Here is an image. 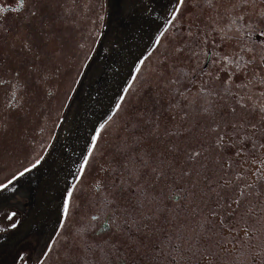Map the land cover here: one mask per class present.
Returning a JSON list of instances; mask_svg holds the SVG:
<instances>
[{
	"label": "rangeland",
	"instance_id": "obj_1",
	"mask_svg": "<svg viewBox=\"0 0 264 264\" xmlns=\"http://www.w3.org/2000/svg\"><path fill=\"white\" fill-rule=\"evenodd\" d=\"M168 3L169 0H103L105 20L100 27L103 36H98L92 59L82 65L79 79L72 81L68 102L55 129L51 130L45 151L40 154L45 160L10 185L8 190H0V264H38L42 258L41 249L54 234L53 229L59 226L58 207L66 184L77 172L90 142V134L122 94V88L131 78L129 73L133 62L143 53L149 37L156 31L158 21L155 17L164 15ZM189 12L196 15L195 10L187 8L172 31L186 30ZM219 15L225 16L223 7L219 9ZM25 24L30 25V22ZM14 35L15 32L8 33L10 37ZM21 35L23 40L29 39V31L23 30ZM178 40L183 37L178 36ZM35 41L43 44L48 38L46 40L40 33ZM45 45L49 47L48 42ZM172 45L168 37L163 38L158 51L145 61L121 108L102 130L94 155L86 167L98 172L101 168L108 169L105 173L110 177L106 182L110 183L115 177L119 183L127 176L126 170L142 167L136 163L137 159H148V153L152 159H162L161 154L167 145L178 143L181 153L169 157L174 160L176 170H166L167 179L154 185H146L144 181L138 186L125 184V191L118 194L122 198L115 209H109L121 213L120 220H113V223L135 220L136 224L133 225L131 242L117 243L116 248L104 245V238L100 236H88L86 241L77 235L80 223L90 220L91 211L76 204L77 209L69 217L75 225L68 228L64 245L67 249L59 264H112L111 261L116 264L127 256L129 243L135 245L129 255L136 261L144 255L138 245L142 240L149 241L150 258L152 255L155 258L154 252L161 254L156 264H210V259L212 264H264V115L258 109H249L251 114L237 118L227 106L231 98L216 97L213 103L222 109L223 115L209 117L201 130H193L196 139L192 147L202 150L196 173H199L200 181L206 179L207 183L201 186L196 173L182 180L180 170H188L181 163L182 150L188 141L183 136L169 138L163 135L165 131L173 130L172 116L175 114L166 111L168 100L161 92L160 62L166 53L171 54ZM0 53H3L1 48ZM256 53L259 58V47ZM246 58L251 57L246 55ZM201 59L203 67L211 64V58L201 56ZM69 66L74 72L75 65L71 63ZM256 67L259 70L261 66ZM235 82L241 81L236 79ZM219 90L223 92L222 88ZM259 92L260 87L256 86L242 90L241 95L245 100L248 95L256 100ZM32 104H26L28 115L34 107ZM7 116L14 122L8 127L4 123L8 133L5 135L0 109V155L7 156L8 151L11 152L10 159L0 161V181L3 182H6L5 176L10 179V174L15 172L13 166L16 160L19 162L22 152L31 146L32 135L28 125L23 126L22 120L17 122L21 111H10ZM157 117L162 125L159 136L151 133ZM152 166L150 164L144 171H150ZM80 185L73 195L77 201L84 192ZM138 187L146 190L137 191ZM193 191L196 196L191 194ZM174 195L180 198L175 201ZM227 201L229 214L224 211ZM184 202L196 203L197 222L182 215ZM12 212L16 215L9 221L8 214ZM169 219L173 224L165 222ZM17 220L20 221L17 228L11 229L8 225ZM183 220L184 226L181 224ZM114 225L108 237H112ZM172 226L174 230H171ZM169 231L180 234L173 239ZM86 243L99 245L104 251L101 252L99 247H85ZM204 257L208 259L203 260Z\"/></svg>",
	"mask_w": 264,
	"mask_h": 264
},
{
	"label": "snow or ice",
	"instance_id": "obj_2",
	"mask_svg": "<svg viewBox=\"0 0 264 264\" xmlns=\"http://www.w3.org/2000/svg\"><path fill=\"white\" fill-rule=\"evenodd\" d=\"M23 6L24 0H17V6L12 10L18 11ZM5 7H0V13L5 10ZM103 7L101 5V13H103ZM221 7L224 8L225 12L223 17L219 15ZM187 8L195 10L196 15L193 16L191 12L188 13L189 22L186 30L172 31L176 21L181 19ZM97 18L103 24L105 16L100 14ZM155 19L158 21L156 31L149 37L143 53L133 62L134 66L130 68L129 73L131 78L122 88V94H119L115 99L114 106L106 114V118H102V122L94 126V131L90 134V142L87 144L85 153L82 154L77 172L72 181L66 184L58 207L57 224L59 226L53 229L56 233H60L67 226L74 192L78 184L83 182L86 166L90 162V157L94 155V149L102 130L112 120L113 114L121 108L130 86L138 79L141 67L154 52L158 51L163 38L168 37L173 45L171 54L166 53L160 62L161 92L163 98L168 100L166 111L175 114L172 116L173 130L165 131L163 135L169 138L183 136L188 141L187 146L182 150L183 160L181 163L188 169L187 171L180 170L179 175L182 180L196 173V168L199 167L198 158L202 150L192 147V142L196 139L193 130H201L203 122L209 117L223 115L222 109L213 103L216 97H223L224 99L230 97L231 103L227 106L230 108L231 114L237 118L251 114L249 109L253 111L258 109L259 113L264 115V0H191V3L189 0H169L164 15L157 14ZM99 35L103 36V32ZM178 36L183 37V40H178ZM210 37L212 38L211 48L209 47ZM257 47L261 49L259 58L256 53ZM23 49L28 52L32 51L27 41L23 42ZM246 55L251 58H246ZM86 56L85 64L92 59L90 54H86ZM201 56L211 58V64L203 67L204 61ZM258 64L261 66L259 70L256 67ZM26 72L27 75L24 77H21L20 70L15 73V83L11 91L13 99L8 101V105L12 108L22 107L16 100L17 93L18 91L27 92L30 83L33 82V74H35L34 84L36 86H43L48 78V74L42 73L39 65L33 62L27 63ZM221 73L225 75L221 76ZM236 79L241 82L236 83ZM4 83L6 81L0 79V84ZM256 86L260 87L257 99L254 100L252 95H248L247 100H245L241 91ZM220 88L223 89V92L219 90ZM21 99H23L22 96ZM137 126L134 125V127ZM161 127L159 117H157L151 133L159 136ZM178 153H181L180 145L169 143L161 154L162 159H152L151 153L147 154L148 159H137L136 163L142 167L126 170L127 176L122 177L119 183H116L115 177H112L110 183L105 186L106 192L102 202L115 209L119 199L122 198L118 194L125 191V184L138 186L141 181H144L146 185H154L161 179H167L166 170H176L174 160L169 159V157ZM44 160V156H39L34 162L28 161L26 166L21 164L20 168L10 174V179L5 176L4 181L6 182L0 181V190H8L10 185L18 181L25 173L35 169ZM150 164L153 165L150 171L145 172L144 169H147ZM196 177L201 186L207 183L206 179L200 181L199 173H196ZM145 190L137 188V191L140 192ZM191 194L197 195L195 191ZM175 198L179 199L180 197L176 196ZM239 202L240 198L238 197L237 203ZM15 215L14 212L9 213V221ZM105 215L109 219L115 216L117 221L121 218L119 210L114 211L111 215L106 212ZM91 219L96 220L98 217L92 216ZM19 223L20 221L17 220L8 226L11 229H16ZM134 224H136L135 220L117 222L112 237L104 241V245L116 248L117 244L112 243L113 238H116L117 243L131 242ZM100 227L108 228L107 219ZM89 234L94 235L95 230L87 226H82L77 232L80 237H87ZM56 240L57 236L52 235L49 237V241L45 242V246L41 249L43 257L49 256L53 248L52 242ZM85 247H99L101 252L104 251V248L99 245L86 243ZM19 254L18 252L17 255ZM120 264H125L122 258Z\"/></svg>",
	"mask_w": 264,
	"mask_h": 264
},
{
	"label": "flooded vegetation",
	"instance_id": "obj_3",
	"mask_svg": "<svg viewBox=\"0 0 264 264\" xmlns=\"http://www.w3.org/2000/svg\"><path fill=\"white\" fill-rule=\"evenodd\" d=\"M102 4L103 0H24V6L18 11H13L12 9L17 6V0H0V7L6 6L5 10L0 13V31L6 37L5 40L0 41V48L3 49V53H0V79L6 81V83L0 84L1 127L4 133L6 128L4 127V123L8 127L14 122L8 117L10 115L7 116V114L10 111L19 110L21 111V117L17 118V122L22 120L23 126L28 125L30 130H32L30 132L32 134L30 138L31 146L25 152H22L18 159L19 162L16 160V164H13V167L16 169L20 168L21 164L26 166L28 161H34L45 151L49 139H51V130L53 128L55 129L63 113L64 106H66L71 95L72 81L79 79L81 76L80 69L87 59L86 54H92L96 40L100 36L99 33H101L100 27L102 24L97 17L102 14ZM29 22L30 25L25 24ZM22 29L29 31V39H22ZM11 32H15L14 37L8 36V33ZM40 33L46 40L48 38L47 42L49 47L45 45L47 42L42 44L41 41H35ZM12 37L14 38L13 40L11 39ZM25 41L30 44L31 52L23 49V42ZM6 59H8V62L5 61ZM28 62L38 64L41 72L48 74V78L43 86H36L34 84L35 74H33V82L30 84L27 92L22 93L18 91L17 93L16 100L19 101L22 107L12 108L8 105V101L13 99L11 91L15 83V73L20 70L21 77L26 76V65ZM71 63L75 65L74 72L70 71L69 65ZM24 71L25 73H23ZM21 96L23 99H21ZM40 97L42 98L39 99ZM31 102L34 103L32 104L34 107L30 109L31 114L28 115L26 112V104ZM4 134L8 135L6 130ZM0 139L2 138L0 137ZM7 154L9 155L5 156V154H1L0 161L10 159L11 152L8 151ZM107 170L101 168L98 172L97 169L93 170L92 168L86 167L83 182L80 183L84 191L81 193L83 195L78 197V201L75 200L77 199L76 197L72 199L69 214L70 217L77 209L76 204H80V207L82 206L87 208L88 211H91L90 220L81 222L80 228L87 226L94 229L95 234H89L88 236H100L102 239L104 238V241L109 239L108 235L111 233L112 225L116 224L113 223V220H117L115 216H112L110 219L106 217V212L111 215L114 211L102 202L106 192L105 186L109 184V182H106V178L110 177V175L105 173ZM97 182H99V185H97ZM176 196L178 195H174L175 201H177ZM182 204V215L185 214L187 218L192 217L191 219L197 222V211H194L196 210L194 208L196 203L189 204L184 202ZM224 211L227 214L230 213L229 201L226 202ZM92 216H97L98 219L92 220ZM106 219L108 228H101L100 225ZM165 222L167 224H173L172 219L166 220ZM181 224L184 226L186 223L183 220ZM70 225L75 224L69 218L67 226L60 233L54 232L53 235L57 236V240L52 242L53 248L49 256H42L37 262L38 264L61 263V257L63 255L65 257V251L67 249L64 245H66L65 238ZM171 230H174L173 226ZM168 234L172 236L171 238L177 239L180 233L169 231ZM88 236L82 238L87 241ZM112 243L117 244L116 238H113ZM138 245L143 249L144 255L146 256H140V259L144 262L141 263L140 259L135 261L129 255V251H134L135 246L129 243L127 248L128 254L124 259L122 258L125 264H156L158 262L156 259L161 254L158 251L154 252L156 253L155 258H152L153 255L151 256L152 259L150 258L149 241L142 240V243ZM146 246H148V249H145ZM175 246L178 248L177 244ZM207 259L204 257L203 260ZM111 263L114 264L112 261ZM209 263H213L211 259ZM116 264H120V261Z\"/></svg>",
	"mask_w": 264,
	"mask_h": 264
},
{
	"label": "trees",
	"instance_id": "obj_4",
	"mask_svg": "<svg viewBox=\"0 0 264 264\" xmlns=\"http://www.w3.org/2000/svg\"><path fill=\"white\" fill-rule=\"evenodd\" d=\"M30 20V19H29ZM6 39V37H5V34L2 32V31H0V41L1 40H5ZM24 51V50H23ZM0 57H1V55H0ZM145 65H143L142 67H144ZM77 80V79H76ZM76 80H74V81H76ZM72 91V90H71Z\"/></svg>",
	"mask_w": 264,
	"mask_h": 264
},
{
	"label": "bare ground",
	"instance_id": "obj_5",
	"mask_svg": "<svg viewBox=\"0 0 264 264\" xmlns=\"http://www.w3.org/2000/svg\"><path fill=\"white\" fill-rule=\"evenodd\" d=\"M43 216V215H42ZM47 217H48V215H47ZM44 220V219H43Z\"/></svg>",
	"mask_w": 264,
	"mask_h": 264
},
{
	"label": "crops",
	"instance_id": "obj_6",
	"mask_svg": "<svg viewBox=\"0 0 264 264\" xmlns=\"http://www.w3.org/2000/svg\"><path fill=\"white\" fill-rule=\"evenodd\" d=\"M101 113V112H100ZM93 128V127H92Z\"/></svg>",
	"mask_w": 264,
	"mask_h": 264
}]
</instances>
